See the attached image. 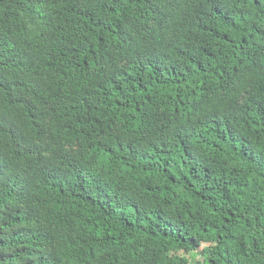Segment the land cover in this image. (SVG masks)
Returning <instances> with one entry per match:
<instances>
[{
	"label": "trees",
	"instance_id": "trees-1",
	"mask_svg": "<svg viewBox=\"0 0 264 264\" xmlns=\"http://www.w3.org/2000/svg\"><path fill=\"white\" fill-rule=\"evenodd\" d=\"M0 264H264V0H0Z\"/></svg>",
	"mask_w": 264,
	"mask_h": 264
}]
</instances>
